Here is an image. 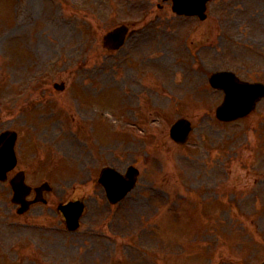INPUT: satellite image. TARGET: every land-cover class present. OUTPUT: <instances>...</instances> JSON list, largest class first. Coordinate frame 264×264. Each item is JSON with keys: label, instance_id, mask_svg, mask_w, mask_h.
<instances>
[{"label": "rangeland", "instance_id": "rangeland-1", "mask_svg": "<svg viewBox=\"0 0 264 264\" xmlns=\"http://www.w3.org/2000/svg\"><path fill=\"white\" fill-rule=\"evenodd\" d=\"M160 1L0 0V130L17 131L18 150L34 153L37 161L48 157L67 160L66 164L59 160L63 166L54 169L49 164L51 171L43 175L54 185L63 183L56 187L57 192L66 188L86 199L90 217L104 213L93 201L94 197L100 199V189L87 192L99 164L121 169L137 163L143 172L130 198L133 207L135 202L140 205L132 215L133 230L144 239L153 238V215H158L155 224L160 223L164 230V243L158 245L167 251H180V258H176L180 264H257L264 259V100L248 119L220 123L214 111L222 94L209 86L208 76L218 67L224 48L232 55L224 56L223 65L232 67V62H242V79L264 81V70L256 71L258 66L264 68V0H238V6L229 2L226 8L213 7L204 21L174 17L169 3L158 10L155 6ZM254 1L259 2L258 7ZM147 5L151 7L150 19L160 18L146 26L137 41H128L115 53L104 51L100 40L105 31L119 21L138 18ZM188 35V45L176 47ZM209 37L213 53L219 51L214 54V63H206L212 52L205 51ZM143 53L153 56L148 65L159 67L150 68V77H161L159 71L166 74L164 85L151 78L146 85L133 82L145 64L131 69L130 60ZM194 60L199 65L197 72L188 69ZM55 82H64V90H55ZM158 86L160 100H155L158 94L149 87ZM113 92L119 100L111 98ZM135 92L144 93L141 103L134 99ZM104 95L103 100L110 98L112 102L85 105ZM82 97L93 100H83V104ZM109 103L114 104L113 110ZM106 112H110L111 122L100 121L108 119L103 114ZM84 115L90 122H98L84 123L83 131L95 130L93 137L75 132ZM179 116L191 118L194 125L189 142L183 146H177L168 133ZM55 122L61 128H54ZM63 131L75 141L72 145L69 140L64 142L67 154L58 147L65 137ZM106 132L115 137L111 141L95 137H105ZM29 167L37 168L33 163ZM243 183L244 189L236 193L237 201L231 208L219 207V200L212 206L211 220L203 222L195 245L189 226L196 223L188 212L196 204L192 198L204 200L198 186L206 185L211 193H220L224 187L241 189ZM5 203V199L0 201L2 264H100L101 257L107 255L103 242L93 248L75 247L67 253L66 241L57 233L11 228L6 224L10 210ZM137 209L144 211L136 213ZM42 210L38 207L32 215ZM171 216L180 222L178 241L166 232V225L174 227L177 220L172 218L167 224ZM147 223L148 231H144ZM177 236L178 231L174 233ZM17 237L22 242L13 246L11 241ZM150 246L155 247V243ZM125 253L131 258L127 262L148 264L143 253ZM165 257L171 259L173 255ZM166 258L163 264L170 262Z\"/></svg>", "mask_w": 264, "mask_h": 264}, {"label": "water", "instance_id": "water-1", "mask_svg": "<svg viewBox=\"0 0 264 264\" xmlns=\"http://www.w3.org/2000/svg\"><path fill=\"white\" fill-rule=\"evenodd\" d=\"M176 3L178 4V6H182V7H185V6H187L188 4L187 3H189V0H176ZM203 7V5L201 6V8ZM200 8V9H201ZM197 12H199V11H197ZM254 91V90H253ZM257 94H259V91L256 93V94H254L253 96L255 97ZM228 105H230V104H227V105H225L224 107H222V108H220L219 110H218V114H219V112H222L223 114H228L227 112H226V109H224L225 107H227ZM246 105V103L244 102V103H242V104H240L239 106H238V108L239 109H241V111H240V113L241 112H244L246 109H247V105ZM228 109V108H227ZM234 109L232 108V111H233ZM231 111V112H232ZM226 118V117H225ZM176 126H186V122L185 121H179L178 123H177V125Z\"/></svg>", "mask_w": 264, "mask_h": 264}, {"label": "flooded vegetation", "instance_id": "flooded-vegetation-1", "mask_svg": "<svg viewBox=\"0 0 264 264\" xmlns=\"http://www.w3.org/2000/svg\"><path fill=\"white\" fill-rule=\"evenodd\" d=\"M46 196H47V195H45V194L43 195L44 200H45L43 203H44L45 206L48 205V204H50V203L52 202V201L50 202V201H49V198H48V197L46 198ZM50 200H51V199H50Z\"/></svg>", "mask_w": 264, "mask_h": 264}, {"label": "bare ground", "instance_id": "bare-ground-1", "mask_svg": "<svg viewBox=\"0 0 264 264\" xmlns=\"http://www.w3.org/2000/svg\"><path fill=\"white\" fill-rule=\"evenodd\" d=\"M57 126V124H54V127H56Z\"/></svg>", "mask_w": 264, "mask_h": 264}]
</instances>
